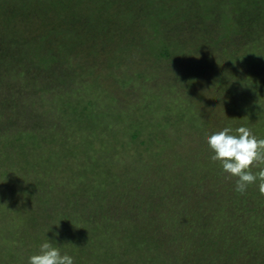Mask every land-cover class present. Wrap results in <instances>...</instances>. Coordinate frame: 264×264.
Wrapping results in <instances>:
<instances>
[{
	"label": "rangeland",
	"instance_id": "rangeland-1",
	"mask_svg": "<svg viewBox=\"0 0 264 264\" xmlns=\"http://www.w3.org/2000/svg\"><path fill=\"white\" fill-rule=\"evenodd\" d=\"M104 1L83 0L80 4L84 12L92 13L87 14L88 17L85 18L89 25L88 34L87 31L83 34L78 30L79 35L71 30H60L67 24L64 11H60V16L54 20H48L47 16V26L36 28L31 24L30 30L26 32L28 40H31L30 37H36L34 43H40L37 44L40 48L35 52L40 62L35 59V65L30 69L36 79L34 80L33 76L29 80L33 81L31 85L32 82L23 80V74L17 73L13 68H8L4 74L8 85L4 84L0 88V128H4L2 134L0 133V141L5 138V134L13 133L17 136L18 131L33 123H36L34 128L39 132L35 137L36 141L39 136L46 137L51 134L55 141L49 144L36 142L31 135H22L30 130L23 131L16 146L19 153L14 157L15 165L10 163V154L7 148L6 151L3 149L2 144L1 164L10 166V169L7 168L6 179L12 182L15 189L24 188L21 184L25 185L23 183L33 177L35 184L36 180L42 182L45 190L57 191L60 197L64 196V191L78 192L80 195L88 185L87 182L92 181L95 185L96 180L92 175L101 179L105 177L100 174L104 172L102 169L109 168L111 177L104 179H111V182L108 181L110 187L106 185L104 194H101L104 206H110L114 218L122 214L126 217L132 215L134 222L125 224L129 229L137 228L144 220L138 212L139 202L142 206H155L156 213H160L155 221L162 225L160 229H163L166 235H170L169 241L165 240L163 255L173 252L180 254L175 245L181 243L182 239L174 236L173 229L185 233V249L195 248L201 237L208 239L206 243L210 244V247H218L212 255L232 251L230 248L235 241L239 244L237 246L235 243L234 249L236 246L239 248L240 243L244 245L243 249H248L251 243L253 246L264 247V230L261 231L264 227V195L259 193L255 183L249 185L243 194L233 191L232 178H226L218 164L208 159L209 152L205 143L208 135L225 126L233 129L235 134V128L243 125L258 139H264L262 24L261 31L258 28L251 29L253 34L261 32L258 38L238 40V50L229 56L234 45H226L224 37L219 38L216 31L210 32L208 26H204L205 30L202 32V24H207L209 18L208 21L199 19L194 24L195 30L201 28L202 34H192L184 28L193 18L190 9L196 7L195 1L192 3L190 0L191 3L187 2L184 8L183 0L177 3L175 0H139L144 11L140 5L135 4L134 7L130 0H116V4L112 5L104 4ZM206 3L207 6H212L211 1ZM42 5L45 6V11H48L49 6L47 7L45 2ZM262 5L264 0L260 3L261 10ZM180 7L184 8L180 14L184 16L182 20L176 12ZM201 7L199 9L203 12ZM54 8L60 9L58 5ZM96 9L100 12H96ZM160 9L172 12L166 15V20L163 19L165 15L158 16L154 30L150 28L143 34L140 27L145 23L147 14L156 17ZM100 13L103 24L98 21ZM260 20L264 24V17ZM52 27L55 30H50ZM243 28L245 27H240V30L243 31ZM40 33L45 34V37L40 38L41 41L37 38ZM87 35L89 37L84 38ZM144 37H154L152 42L157 43L169 37L166 41L168 48L171 49L172 40L175 41L173 45L178 51L173 52L172 48L170 56L158 59L151 55L152 49L145 45ZM55 42L60 43L59 59L50 61L44 68L41 61L46 52L52 54V50H55ZM48 45L51 51H46ZM224 47L226 52L222 53ZM66 55L68 64L64 60ZM243 55L244 57H241ZM65 65H68V68H65ZM72 71L77 74H74V82L69 78ZM66 80L72 86L62 87L61 83ZM70 87V96L84 101L82 103L87 99L94 100L99 107H96V113H88L82 117L80 126L71 125L70 129H67V118L61 115L56 100L66 97L65 90ZM6 95L8 97H5ZM4 98L8 101L11 98L17 99L19 103L16 109L19 113L13 115L15 106L11 110L2 108L1 101ZM66 100L71 101L69 97ZM75 101L77 100L73 102ZM20 104L22 107H19ZM32 110L39 113L36 118L31 116L21 119ZM135 113H139V116H135ZM134 116L139 117L136 128L140 131V136L135 144L123 142L122 146L118 145L133 128ZM121 131L126 133L121 135ZM140 139L143 140L144 150H141L143 145L138 142ZM76 143L78 144L73 146ZM111 143L117 145L114 144L112 146L115 147L111 148ZM54 158H63V162L58 161L63 167L56 173L51 170L52 166L51 169L49 166L44 167L47 159L54 161ZM93 162L97 165L96 170L92 175L91 172L86 174L85 181L80 183V172H84V167ZM125 164L130 165L125 166L131 171L129 176L123 175L128 174L127 169L123 168ZM122 170L123 174L119 177L118 174ZM132 171H135V174ZM252 171L255 172L256 169ZM49 177H54L53 184H50ZM0 182L3 184L0 193V245L8 243V246L19 248L18 259L21 260L26 251H30L31 255L38 250V245L43 242L35 238L39 233L59 246L61 251L65 237L62 223L56 224V220H49L41 232H38L39 228L33 229L18 224V213L22 217L25 216L21 223L31 222V216L34 214L37 222L43 220V217H40L43 216V210L38 208L40 211L35 213L29 211V206H35L26 198H30L33 192L29 191L30 186L24 189L26 196L23 189L13 192L17 196V202L14 203L8 193L10 191L6 188L8 182ZM100 191V187L96 186L89 193L96 194ZM158 194L162 201L159 200ZM199 199L205 201L198 206L202 207L198 210L207 217H200L201 213L191 216L183 224V230L179 231V226L176 227L169 219L171 210L176 213L185 206H197ZM188 215L190 212L182 215V219ZM160 233L158 229L156 234ZM93 238L94 242H98ZM93 246L86 251L95 250L97 245ZM211 251L212 249L207 252L208 255H211ZM232 253L235 258L240 256L238 253ZM152 254L155 257L156 252L153 251ZM87 258V263H92L93 258L89 255ZM179 262L181 261L177 263Z\"/></svg>",
	"mask_w": 264,
	"mask_h": 264
},
{
	"label": "trees",
	"instance_id": "trees-1",
	"mask_svg": "<svg viewBox=\"0 0 264 264\" xmlns=\"http://www.w3.org/2000/svg\"><path fill=\"white\" fill-rule=\"evenodd\" d=\"M83 0H0V88L2 85L6 84V79L4 78V74L8 71V68H13L17 73L23 74V80H31L34 75L31 74V68L35 65V59L40 62L36 58V50H38V45L40 43L35 44L34 38L36 37H30L31 40H28L29 36L27 37L26 32L30 30L31 24H34L35 27H43L47 26L48 23L45 18L48 16V20H54L57 19L58 16H60V11L63 12V15H65L66 19V26H63L60 30H71V32H79L83 33L87 31L88 34V26L86 23L85 18H87V14H92L90 11L84 12L81 5ZM90 1V0H87ZM118 1V0H117ZM160 1V0H158ZM162 1V0H161ZM177 1L180 0H175ZM192 3L195 1L196 7H192L190 9V12L192 13V19L191 22L187 24L184 28L187 30H190V32L193 33H200L205 30L204 26H208L210 29V32L216 31L218 33L219 38L224 37V43L227 45L228 43H231L234 45L233 51L229 52V56L232 55L236 50H238V40L240 39H249L248 37H252L253 39L258 38L260 36V25L262 24L264 29V24L262 22V19L264 17V5H262L263 10L260 8V3L263 0H191ZM190 0H183L184 2V8L187 6V2H190ZM198 1L200 4H198ZM207 1H211L212 6H207ZM45 2L48 7V11H45L44 5L42 3ZM116 0H105L104 4L112 5L115 3ZM119 2V1H118ZM117 2V4H119ZM134 7L135 4L139 6L141 9L143 6L141 5V1L139 0H130L129 1ZM143 2V1H142ZM49 4V5H48ZM181 4V3H180ZM59 6L60 9H55L54 6ZM118 5H116L117 7ZM202 6V7H201ZM120 7V6H118ZM199 7L203 8L201 12ZM183 8V9H184ZM181 7L178 11V18L180 20L184 19L183 14H181V11L183 10ZM94 10V9H93ZM99 9H96V12ZM143 10V9H142ZM144 11V10H143ZM100 12V10H99ZM158 14L156 17L154 15L146 16V21L142 26L140 27V31L145 34L147 33L150 28L154 30L155 28V19L158 18V16H164V20H166V15H169V11L167 9H160L157 11ZM109 14V13H108ZM100 18L98 21H100L103 24V19ZM111 15H106V17ZM209 18V22L207 24H202V32L201 28L198 30H195L194 24L199 19H205L207 20ZM84 19V20H83ZM172 19V17H171ZM39 20V21H36ZM34 21V23H33ZM208 21V20H207ZM179 22V21H177ZM228 24V27L226 28V25ZM87 25V26H86ZM66 27V28H65ZM240 27L243 28V31L240 30ZM79 28V29H78ZM258 28L260 31L253 34L251 29ZM55 30V28H51L50 30ZM56 31H58L56 29ZM227 31V32H226ZM32 32V31H31ZM44 32V31H43ZM78 32V33H79ZM45 33V32H44ZM44 33H40V35L37 37L39 41H41L40 38L45 37ZM79 33V35H80ZM108 33V31H107ZM222 33V34H221ZM107 35V34H106ZM255 35V36H254ZM87 35L84 38H88ZM79 38V36L77 37ZM162 38V37H161ZM83 39V38H82ZM153 38H147L144 37V43L147 45L151 50V55L160 59L170 56L171 49L174 48L172 51H178L174 47V42L170 40V46L171 49L168 48V45L166 44V41L169 40V37H165L162 42H152L154 41ZM60 44V43H59ZM58 43H54L55 50H52V54H49L46 52L44 54V58L41 61V63L44 65V68L47 67V63L50 61H55L59 59L60 55V47ZM40 48V47H39ZM46 51H51V47L49 45L47 46ZM226 52L225 47L222 50V53ZM69 54V52H68ZM50 55V56H49ZM241 57H244L241 56ZM66 63L68 64V55L65 56ZM68 68V65H65V68ZM64 68V69H65ZM38 69V68H37ZM29 70V71H28ZM39 72V71H38ZM37 72V73H38ZM29 73V76H28ZM74 74H76L75 71H72L71 77L72 81L74 82ZM68 78V79H69ZM33 79H36V76L33 77ZM70 79V80H71ZM31 85L33 84V81ZM36 83V81L34 82ZM67 83V80L64 83H61L62 87H67L68 85L72 86L71 83H67V85H64ZM8 85V82L7 84ZM89 87V86H87ZM3 89V88H2ZM71 90L70 88H66V97H59L62 100H56L59 104L58 110H60L61 115L65 116L66 119V128L70 129V126L77 127L80 126V119L85 117L86 114L93 112L96 113V107H99L94 100L87 99L85 103H82L84 101L79 100L76 97H72L69 95ZM64 95V93H63ZM5 97H8L7 95ZM70 98V100H66L67 98ZM74 100H77L73 102ZM2 108H8L11 110L12 107L15 106V109L13 111V115H16L19 113V110L16 109L17 99H9L6 100L5 98L2 99ZM19 107H22L20 104ZM21 110V109H20ZM73 110V111H72ZM21 113L23 111H20ZM39 115L37 111L32 110L26 113V115H23L21 119L31 117L36 118ZM135 116H139V113H135ZM134 116V123L133 128L128 132L121 131V135L127 134L126 137H128V141L125 140L122 141L120 144H123V142L126 143H136L137 137L140 136V131L136 128V123L139 121V117ZM37 122V121H36ZM36 126V123H33L31 126L25 127L18 131L15 136L13 133H7L3 137V140L0 141V147L3 144V149L9 152L10 154V163L15 165L14 157L17 156L19 153V149H17L16 146H18V142H20V138L23 131L30 130L28 133L22 134L23 136L31 135L33 139H35L36 136H38L39 132L34 128ZM4 128H0V133L2 132ZM126 130V129H124ZM28 137V136H27ZM26 137V138H27ZM39 139H35L36 142H41L43 144L47 143H54L55 137L53 135H49L46 137L39 136ZM66 138V136H65ZM85 138V137H84ZM45 142V143H44ZM140 144H142L141 150H144L145 146L143 144V140L140 139L138 141ZM78 143L73 144V146H76ZM117 145V143H114ZM111 143V148L115 147ZM39 146V145H38ZM138 147L141 145H137ZM136 147V145H135ZM52 161H48L45 163L44 167L49 166V168L54 170V173L57 172V170H61L63 165L58 162H63L62 159H53ZM57 160V162H56ZM86 160V158H85ZM67 163V162H64ZM82 165V164H81ZM125 166H130L125 164L123 166L124 169ZM96 163H91V165L84 167L85 171H78L81 174V180L80 183L85 181L84 176L86 177V174H93V172L96 170ZM7 168L10 169V166L8 165H2L1 164V156H0V181L8 182V185L6 188L8 189V192L10 194L11 200H14V203H16L17 196L13 192H19L22 189H26L28 186L29 191H33L31 194V197H26L28 201H32L34 203V207L29 206V211L36 212L43 210V216L40 215V217H43V220L40 222L36 221L38 220L36 215L31 216V222L27 223H21V221L24 219L20 213L17 215L18 224L26 225L28 228H36L38 229V232H41V230H44L43 226L47 224L49 220H56V224L62 223V230L63 234H65L64 242H62L61 247L63 248L61 250L62 253L67 252L69 255L73 256L74 264H264V247L259 246H253L251 243L248 245V249H243L244 245H241L240 247L242 250H239L237 248L239 242L235 241L232 242L231 250H228L227 253L220 252L221 255H212V253H216V247L213 245L210 247V244H207L206 241L208 239H202L203 237L199 238L195 248H188L185 249V245L183 242L186 240L184 239L185 233L182 234L181 232L176 231V229H173L175 231L174 236L178 238L179 236L182 239V242L179 244H176V248L180 252V254H175L173 252L172 254L164 255L162 252L164 251L163 247L166 245V242L169 241L170 235H166V232L162 228V225L157 221V216H160V213H156L155 206L149 205L146 207V204L142 206V203L139 202L137 205L138 212L142 214L144 220L142 222V225L139 224L137 228L129 229L125 224L130 223L133 221L132 215L123 216L119 215L116 218L112 214V210L110 209V206H104V202L101 201V194H104V190L106 185H109L110 180L106 181L104 178L111 177L112 172L109 168L102 169L104 172L100 173L105 175V177H98L95 178L93 175V179H95V185H93V182H87L88 185L83 189V192L79 195L77 193H69L63 192L64 196L57 194L58 192L52 190L49 191V189L45 190L42 186L43 183L36 180L37 184H35V179L33 177L29 178V181H26L25 185H22L24 188L15 189L12 185V182L6 179V172ZM43 168V167H42ZM40 168V169H42ZM44 172V171H43ZM135 172V171H134ZM133 171L132 173L135 174ZM125 173V172H124ZM114 174V173H113ZM123 174V170L121 173H119V177ZM131 174V171H128V174L124 176H129ZM90 175V176H91ZM2 176V178H1ZM99 176V175H98ZM28 177V176H27ZM57 177H59L57 175ZM115 177H117V174L115 173ZM51 180L50 184L54 183V177H49ZM34 179V180H33ZM46 179V178H45ZM90 179V178H89ZM92 179V180H93ZM12 180V179H11ZM111 182V181H110ZM11 183V184H10ZM34 183V184H32ZM2 183L0 182V193H2ZM46 186V185H45ZM96 186H99L101 191L96 194H90L89 191H91L92 188H96ZM51 188V187H49ZM37 189V190H34ZM42 192V193H41ZM108 192V191H106ZM24 193L26 196V191L24 190ZM41 193V195H40ZM161 194V193H160ZM59 196V197H56ZM66 196V197H65ZM159 198V194H158ZM160 201H162V197L159 198ZM205 200L199 199L198 203L199 205L194 206L191 204V206L183 207L180 209V211H177L175 213V210H171L172 212L169 215L170 221H173L174 225L176 227L179 226V231L183 230V224L186 220H189L191 216H196V214L201 213V208L198 207L200 204H202ZM10 202V201H9ZM51 204H53L51 206ZM111 205V203L109 202ZM113 207V205H111ZM40 210H37V209ZM197 208V210H196ZM24 209V207L22 208ZM200 209V210H198ZM185 210V211H183ZM186 218L184 217L182 219V215H185L186 213H189ZM26 214V212H25ZM75 214V216H74ZM175 215H180V217H176ZM29 216V215H28ZM45 216V219H44ZM200 217L206 218L207 216H203L201 213ZM122 218V219H121ZM130 218V219H129ZM181 218V219H179ZM176 220V221H174ZM153 221V222H152ZM123 222V224H122ZM134 222V221H133ZM152 222V223H151ZM148 223V225H146ZM153 225H151V224ZM102 225V226H100ZM123 225V226H122ZM203 226V225H202ZM205 226V225H204ZM203 226V227H204ZM160 230V234H156L157 230ZM202 229V227H201ZM172 230V229H171ZM264 230V227L261 228V231ZM202 231H204L202 229ZM177 234V235H176ZM16 237V233L14 238ZM61 237V236H60ZM95 237L98 242H94ZM36 239H40L41 241H44L45 235H40L37 233L35 235ZM63 239V238H62ZM99 240L105 241V243L100 242ZM166 240V242H165ZM168 240V241H167ZM96 243V244H95ZM237 244V246L233 247L234 244ZM6 244L0 245V264H18V262H21L23 264H26L27 257L29 256L30 251H26L23 255L21 260L18 259L19 257V248L11 247ZM89 245L86 247V245ZM94 245V246H93ZM97 245V247H95ZM90 246L95 247L96 249L91 251H86L87 248ZM211 255H208L207 252L210 251ZM153 251L156 252L155 257L152 254ZM89 252V253H88ZM234 252L238 253L240 256L235 258L234 255H232ZM91 256L93 258L92 263H87L88 258L87 256ZM175 256V257H172ZM221 257H224V259H219ZM218 259V261H216ZM237 259V262H236Z\"/></svg>",
	"mask_w": 264,
	"mask_h": 264
},
{
	"label": "clouds",
	"instance_id": "clouds-1",
	"mask_svg": "<svg viewBox=\"0 0 264 264\" xmlns=\"http://www.w3.org/2000/svg\"><path fill=\"white\" fill-rule=\"evenodd\" d=\"M233 129L223 127L206 137L208 159L218 164L226 178H232L233 191L243 194L247 187L256 184L264 195V139H258L246 126ZM256 169V171H252ZM26 264H74L73 256L62 253L59 246L48 239L38 250L27 257Z\"/></svg>",
	"mask_w": 264,
	"mask_h": 264
}]
</instances>
